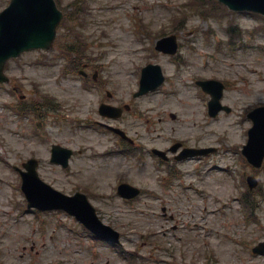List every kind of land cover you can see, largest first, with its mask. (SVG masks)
Instances as JSON below:
<instances>
[{
    "label": "rangeland",
    "instance_id": "374dc122",
    "mask_svg": "<svg viewBox=\"0 0 264 264\" xmlns=\"http://www.w3.org/2000/svg\"><path fill=\"white\" fill-rule=\"evenodd\" d=\"M8 1L0 0V11ZM186 1L56 0L65 18L53 50H28L7 62L10 82H0V264H264L250 251L264 240V202L255 210L260 222H247L239 202L241 194L253 202L264 191V162L253 171L241 156L251 126L246 114L264 104V19L217 0ZM231 26L239 31L228 35ZM171 34L176 53L156 51V40ZM61 49L73 51L72 67L87 79L62 75ZM146 63L159 64L165 80L134 97ZM209 78L222 81L221 103L230 108L215 117L207 113L209 95L195 84ZM100 99L129 109L103 118ZM97 122L123 129L133 145L119 148ZM174 142L214 150L165 163L151 153ZM52 143L73 149L68 167L49 161ZM29 157L56 189L85 192L122 243L95 242L65 212L27 210L12 165ZM248 174L261 183L254 193ZM119 181L141 194L124 200L115 191ZM122 249L135 258L129 262Z\"/></svg>",
    "mask_w": 264,
    "mask_h": 264
},
{
    "label": "water",
    "instance_id": "95a60500",
    "mask_svg": "<svg viewBox=\"0 0 264 264\" xmlns=\"http://www.w3.org/2000/svg\"><path fill=\"white\" fill-rule=\"evenodd\" d=\"M235 10H253L264 14V0H219ZM62 17L54 0H10L8 6L0 12V80H5L3 67L9 57L17 56L21 51L44 47L50 49L55 37V29ZM170 48L158 46L163 50L174 52L176 43ZM152 76L150 82L147 78ZM163 80L160 67L149 65L143 71L139 93L156 87ZM219 95L215 96L217 101ZM259 118H254V124L249 130V139L244 147V153L249 161L258 166L264 156V107ZM36 193L47 199L53 206L74 209L79 197H66L49 188H40ZM33 199L32 194L29 195ZM83 202L84 199L81 197ZM97 226V225H95ZM108 229V228H107ZM110 230V229H109ZM111 231V230H110ZM114 233L113 231H111ZM116 235V233H114Z\"/></svg>",
    "mask_w": 264,
    "mask_h": 264
}]
</instances>
